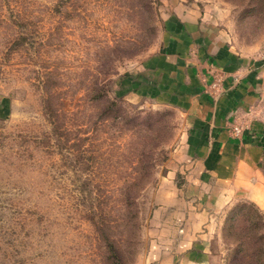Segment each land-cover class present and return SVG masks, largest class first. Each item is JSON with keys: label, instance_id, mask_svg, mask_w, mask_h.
Instances as JSON below:
<instances>
[{"label": "rangeland", "instance_id": "374dc122", "mask_svg": "<svg viewBox=\"0 0 264 264\" xmlns=\"http://www.w3.org/2000/svg\"><path fill=\"white\" fill-rule=\"evenodd\" d=\"M179 10L199 11L208 30L264 66V0H0V264H111L88 218L82 179H95L112 224L143 140L131 117L98 118L101 103L89 94L102 79L129 116L163 120L152 175L137 199L135 239L127 241L122 227L107 230L125 264H179L200 249L199 264H232L235 238L244 235L237 229L234 239L227 236L241 217L238 207L254 206L264 223V210L251 201L216 212L197 194L188 197L194 167L174 158L187 116L129 96L140 86L136 65L163 48L167 15ZM174 170L169 196L160 195L161 177ZM183 231L192 237L175 238ZM246 241L248 251L261 247L254 237Z\"/></svg>", "mask_w": 264, "mask_h": 264}, {"label": "crops", "instance_id": "0c3cea01", "mask_svg": "<svg viewBox=\"0 0 264 264\" xmlns=\"http://www.w3.org/2000/svg\"><path fill=\"white\" fill-rule=\"evenodd\" d=\"M187 12L167 15L163 48L136 65L133 78L140 86L129 96L174 105L187 116L182 153L174 158L194 167L186 182L188 197L197 194L202 206L216 212L237 199L264 210V116L258 112L264 111V66L237 53L217 29L208 30L199 11ZM216 75L219 92L210 88ZM240 120L245 128L234 136L230 128ZM176 174L161 177L160 195L169 196L165 192ZM189 237L192 233L183 231L175 238ZM203 253L187 251L179 264H199L197 255Z\"/></svg>", "mask_w": 264, "mask_h": 264}, {"label": "trees", "instance_id": "16d2710c", "mask_svg": "<svg viewBox=\"0 0 264 264\" xmlns=\"http://www.w3.org/2000/svg\"><path fill=\"white\" fill-rule=\"evenodd\" d=\"M109 81V80H108ZM107 81V82H108ZM107 85V84H106ZM91 101L100 102L98 111V118L104 121L125 118V122L133 119L132 126L139 132L142 137L143 143L136 145L134 149H137V166L135 174L131 175L124 183V189L121 190V202L122 207L119 209L117 220L113 223H106L105 217L108 215L104 207V202L99 197V188L96 190V182L91 176H84L82 183L87 185V189L83 190V198L85 204H87V210L89 212L88 218L95 228L99 229V235L104 244L106 254L104 255L106 262L111 264H125V252L117 246L116 241L110 238L107 230L112 232V229L122 227L124 229L123 237L127 241L133 242L136 237V227L138 226L139 213L137 211V199L140 196V192L145 189V186L149 183L151 178V169L155 165V152L156 148L161 145L162 138V118H153L151 115L146 116H129L127 110L121 106V104L110 98L106 86H104V79L95 83V87L89 94ZM58 123V122H57ZM124 123V121H123ZM71 144V143H70ZM70 147V145H68ZM73 160L77 159V153L71 152ZM95 188V189H93ZM238 214L241 212V217L229 226L228 237L233 238L237 235L238 230L241 229L244 235H239L235 238L238 243L232 250L231 260L232 264H263L264 259V223L262 222L261 215L257 208L250 205H242L238 207ZM243 210V211H242ZM246 212V213H245ZM97 220H100L99 222ZM122 230V229H121ZM250 233V234H249ZM249 234V235H248ZM252 235V236H250ZM255 238V241H259L261 247L248 251L246 241ZM123 241V239L121 240Z\"/></svg>", "mask_w": 264, "mask_h": 264}, {"label": "built area", "instance_id": "2783aa9c", "mask_svg": "<svg viewBox=\"0 0 264 264\" xmlns=\"http://www.w3.org/2000/svg\"><path fill=\"white\" fill-rule=\"evenodd\" d=\"M221 76H218L216 75L214 80L212 81V83L210 84V88H211V91L213 92H219L222 88L221 86ZM245 128V124L243 123L242 120H240L239 122H235L230 130H231V133L234 135V136H239L243 129Z\"/></svg>", "mask_w": 264, "mask_h": 264}]
</instances>
